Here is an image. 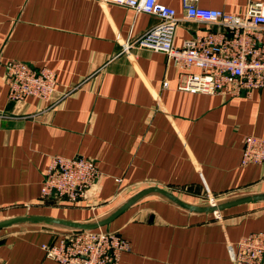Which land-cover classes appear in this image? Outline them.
I'll list each match as a JSON object with an SVG mask.
<instances>
[{
  "label": "crops",
  "instance_id": "1",
  "mask_svg": "<svg viewBox=\"0 0 264 264\" xmlns=\"http://www.w3.org/2000/svg\"><path fill=\"white\" fill-rule=\"evenodd\" d=\"M179 19L174 46L220 28L185 19L181 0H159ZM264 0H197L242 14ZM158 23L100 0H0L1 63L46 67L56 76L51 108L33 97L10 102L0 65V221L42 216L100 221L138 192L161 188L206 206L264 194V164L242 165L245 136L264 139V89L224 97L178 90L184 73L162 53L122 45ZM84 157L100 178L82 207L38 205L49 158ZM104 231L128 243L118 264H233L227 243L264 232V200L216 213L188 211L149 194ZM64 226L23 222L0 229V264H56L42 244Z\"/></svg>",
  "mask_w": 264,
  "mask_h": 264
},
{
  "label": "built area",
  "instance_id": "2",
  "mask_svg": "<svg viewBox=\"0 0 264 264\" xmlns=\"http://www.w3.org/2000/svg\"><path fill=\"white\" fill-rule=\"evenodd\" d=\"M142 12L158 19V23L137 40L126 41L123 51L130 49L162 53L184 73L178 90L193 94L219 95L229 98L248 96L264 89V6L248 4L239 15L198 7L197 0H181L185 19L216 26L174 46L179 19L174 9L159 0H100ZM4 82L10 102H22L28 97L53 107L56 87L55 73L46 67H33L22 62L7 61ZM242 165L264 164V139L249 135L243 138ZM100 173L95 162L84 157L49 158L40 186L38 205L82 207L88 191L96 184ZM209 205L216 203L206 190ZM51 206V205H50ZM57 242L42 244L45 258L56 264H118L129 250L128 243L117 232L101 228L69 229L58 234ZM233 264H264V232H254L227 243Z\"/></svg>",
  "mask_w": 264,
  "mask_h": 264
},
{
  "label": "water",
  "instance_id": "3",
  "mask_svg": "<svg viewBox=\"0 0 264 264\" xmlns=\"http://www.w3.org/2000/svg\"><path fill=\"white\" fill-rule=\"evenodd\" d=\"M149 194H156V195L162 196L163 198L169 200L170 202L188 211L200 212V213H211V212L216 213L226 208L236 206L239 204L264 200V194H253L249 196H242L239 198L231 199V200L224 201V202H217L213 205L195 206V205H190V204L183 202L182 200L176 198L175 196H173L172 194H170L169 192L161 188L149 187V188H146L138 192L134 196H132L129 200H127L124 204H122L116 211H114L108 217L100 221H97V222L80 223V222H71V221H65V220L54 219V218H49V217H42V216H22V217H15V218H10L7 220L0 221V229L11 226V225H15L18 223H23V222H38V223L49 224V225H59V226H64L66 228L77 229V230L97 229V228L108 225L119 214H121L123 211L127 210L129 207H131L136 202H138L141 198Z\"/></svg>",
  "mask_w": 264,
  "mask_h": 264
},
{
  "label": "rangeland",
  "instance_id": "4",
  "mask_svg": "<svg viewBox=\"0 0 264 264\" xmlns=\"http://www.w3.org/2000/svg\"><path fill=\"white\" fill-rule=\"evenodd\" d=\"M207 202H209V201L207 200ZM216 203H217V201H216Z\"/></svg>",
  "mask_w": 264,
  "mask_h": 264
},
{
  "label": "trees",
  "instance_id": "5",
  "mask_svg": "<svg viewBox=\"0 0 264 264\" xmlns=\"http://www.w3.org/2000/svg\"><path fill=\"white\" fill-rule=\"evenodd\" d=\"M51 206H53V204H50Z\"/></svg>",
  "mask_w": 264,
  "mask_h": 264
}]
</instances>
